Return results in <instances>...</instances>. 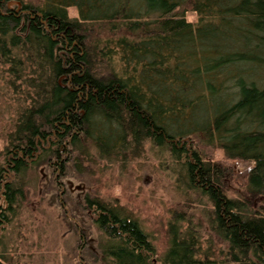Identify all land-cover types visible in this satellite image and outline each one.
Listing matches in <instances>:
<instances>
[{
	"label": "trees",
	"instance_id": "obj_1",
	"mask_svg": "<svg viewBox=\"0 0 264 264\" xmlns=\"http://www.w3.org/2000/svg\"><path fill=\"white\" fill-rule=\"evenodd\" d=\"M10 1L0 0V97L12 112L0 264L28 171L61 183L147 151L166 160L186 207L205 205L211 236L178 210L158 257L125 206L86 195L105 264H264V0ZM201 143L252 165L245 194L229 195V169Z\"/></svg>",
	"mask_w": 264,
	"mask_h": 264
},
{
	"label": "rangeland",
	"instance_id": "obj_2",
	"mask_svg": "<svg viewBox=\"0 0 264 264\" xmlns=\"http://www.w3.org/2000/svg\"><path fill=\"white\" fill-rule=\"evenodd\" d=\"M24 1L37 3L39 0ZM191 16L190 13L189 18ZM11 117L12 112L2 96L0 164ZM200 149L205 156L229 169L226 188L230 190V196L246 193L251 164L229 161L217 147L201 143ZM164 161L147 151L126 168L98 162L88 173L70 169L68 179L61 183L56 182L45 167L28 171L27 187L19 202L18 213L3 236L6 264H105L100 252L101 233L83 206L86 195L125 206L151 237L158 257L167 251L168 223L178 210L191 216L204 239L210 237L205 205L185 206L187 198L176 191L175 180Z\"/></svg>",
	"mask_w": 264,
	"mask_h": 264
},
{
	"label": "water",
	"instance_id": "obj_3",
	"mask_svg": "<svg viewBox=\"0 0 264 264\" xmlns=\"http://www.w3.org/2000/svg\"><path fill=\"white\" fill-rule=\"evenodd\" d=\"M13 5H14V6H18V10L21 9V5H20L19 2H16V1L12 0V1H10V2L8 3V6H9V7H13Z\"/></svg>",
	"mask_w": 264,
	"mask_h": 264
}]
</instances>
